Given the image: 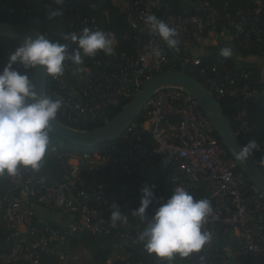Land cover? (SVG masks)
<instances>
[{
    "label": "built area",
    "instance_id": "built-area-1",
    "mask_svg": "<svg viewBox=\"0 0 264 264\" xmlns=\"http://www.w3.org/2000/svg\"><path fill=\"white\" fill-rule=\"evenodd\" d=\"M35 1L49 2L44 14L50 20L58 17L52 16L54 10L67 14L71 30L65 42H73L72 36L83 35L85 28L103 31L97 16L84 9L83 0H64L63 5ZM122 1L120 11L128 23L122 38L134 44L135 52L116 50L118 38L109 30L113 55L83 59L82 64L66 61L63 75L54 78L56 86L45 93L62 98L57 114L84 125L107 124L111 110L123 99L131 100L146 80L167 67L175 69L178 61L217 99H236V111L228 121L243 145L250 140L260 144L252 156L264 159V138L250 120L251 103L264 98V67L257 72L237 68L225 58L205 65L193 52L210 33L230 29L237 49L262 54L264 0L223 9L212 0H191V9L181 13L168 11L165 0ZM153 15L177 30L181 55L176 59L166 54V43L147 23ZM155 48L162 50V58L155 56ZM142 111L145 120L133 121L121 141L103 143V151L61 155L60 181L49 182L20 168L14 176L0 175V264H87L92 256L81 240L85 231L112 234L113 254L128 259L143 230L131 211L139 207L140 189L155 185L153 171L163 167L168 169L172 191L203 186L214 201V214L204 225L212 234L211 242L185 258L186 264H202L201 256L203 264H264V192L247 179L196 99L169 85L158 89ZM146 131L153 145L144 136ZM57 147L50 141L48 149ZM89 171H99V178H88ZM155 194L158 200L149 206L151 216L164 201L157 186ZM113 203L125 211L128 223L112 226Z\"/></svg>",
    "mask_w": 264,
    "mask_h": 264
},
{
    "label": "clouds",
    "instance_id": "clouds-1",
    "mask_svg": "<svg viewBox=\"0 0 264 264\" xmlns=\"http://www.w3.org/2000/svg\"><path fill=\"white\" fill-rule=\"evenodd\" d=\"M55 3L63 5L64 0H55ZM60 14V9H57L52 16ZM147 23L169 48L178 49L180 41L175 28L155 15L148 17ZM72 39L78 40L79 46V50L74 53L68 51L67 45L53 42L45 36L30 37L9 55L8 64L0 71V175L6 172L14 176L20 166L40 170L50 144L52 122L63 106L62 98L53 99L37 92V86L27 70L43 66L47 74L57 78L63 75L66 61L83 63L80 50L87 57L96 56L98 51L107 55L115 52L114 39L103 31L85 28L82 36L77 38L73 35ZM153 51L155 56L162 58L160 48ZM221 55L230 57L232 49L222 48ZM17 63L23 66L24 72L13 67ZM254 150H260V144L256 140H250L236 153V157L246 161ZM259 166L264 167V159L259 161ZM155 188L154 184H145L140 189V206L131 211L133 217L146 221L143 231L138 234V240L144 243L149 254L154 253L169 261L177 254L181 258H187L193 253L201 252L212 239L211 232L204 230V225L214 214L211 201L206 198L197 200L185 188L175 187L173 194L166 202L160 203L154 215L149 218L147 209L158 200ZM128 219L125 211L113 203L110 216L112 226L126 224ZM200 259L203 264L205 258L201 256Z\"/></svg>",
    "mask_w": 264,
    "mask_h": 264
},
{
    "label": "trees",
    "instance_id": "trees-1",
    "mask_svg": "<svg viewBox=\"0 0 264 264\" xmlns=\"http://www.w3.org/2000/svg\"><path fill=\"white\" fill-rule=\"evenodd\" d=\"M84 9L90 14H95L102 26L103 32L112 30L118 38V43L116 50L118 51H130L135 52L134 44L130 41H126L122 38L124 31L126 30L128 23L127 17L120 10L123 5L121 0H83ZM167 4V9L172 12L181 13V3L182 0H165ZM248 2V0H212V3L219 9H223L226 5L233 8L238 6H243ZM96 7L94 9V6ZM49 2L40 4L35 0H0V20L7 21L9 23L26 26L35 30L48 38L53 42H59L65 44L68 47L70 53H74L79 50L78 40L71 43L64 41V36L68 34L71 30L70 22L68 21L67 14L58 15L57 19H48L44 12L49 8ZM162 14V12L160 13ZM82 36V35H80ZM79 36V37H80ZM77 37V38H79ZM25 43L24 40L18 38H11L6 36H0V71H3L4 67L9 62V55H11L18 47ZM81 55L84 60H91L94 58L102 57L104 52L98 51L96 56L87 57L83 56L82 50ZM239 54L243 57L255 56L252 52H247L242 49H237ZM166 54L176 59L181 55V49L169 48L166 44L165 47ZM260 61H241L236 62V59L231 55L230 57H224L220 52L213 51L210 54L201 56L202 63L207 65H212L219 58H225L229 64L237 68L258 71L261 67H264V52L257 56ZM176 62L175 69H181V65L178 61ZM14 68L24 72L25 69L19 63L13 65ZM66 69V66H65ZM170 69V67L165 68V70ZM30 78L34 80L35 69L27 70ZM187 72L189 68L187 66ZM56 86L54 77L48 74L47 85L45 93L48 90ZM222 111L226 116L234 113L236 111V99L232 97H223L217 99ZM129 99H123L120 105L110 112V118L112 119L116 116L120 110L129 102ZM60 122L74 129L88 130L92 128L99 127L100 125H84L82 122H73L65 117L57 114V118ZM145 120L143 111L134 120L138 124ZM250 120L261 130L262 137L264 138V98L260 101L252 102L250 109ZM148 143L153 145L151 142V135L149 132L143 133ZM50 141L57 144L56 150L47 149L46 155L41 162V168L39 171L33 170L31 167L20 166L19 168L25 170L28 174L33 175L37 178H46L49 182L60 181L62 179L63 167L61 163V155H84L86 153H96L103 151L104 144L96 147H80L73 145L61 138L49 133ZM127 136V132L124 133L119 138L115 139L114 142H119ZM256 163L259 165V161L262 159L260 155L253 156ZM264 171V167H261ZM168 169L167 168H157L153 171V175L157 176V181L155 185L160 189V192L164 198L163 202L173 194L172 182L167 179ZM88 178H99V171H89L86 173ZM248 179V178H247ZM195 199H208L214 208V201L210 196V193L202 186L199 188L187 189ZM140 206V204H139ZM147 215L150 218L151 213L149 208L147 209ZM140 220L139 217H134ZM143 228L146 226V221H141ZM143 231V230H142ZM112 234L109 236H97L96 234L85 231L81 235V240L87 250L91 253L92 264H130V262L141 261L142 264H186L185 258H181L178 254L169 261L166 258H159L156 254H149L144 246V243L139 241V244L133 247V255L128 259H115L112 263L109 262L111 255L113 254V243Z\"/></svg>",
    "mask_w": 264,
    "mask_h": 264
},
{
    "label": "water",
    "instance_id": "water-1",
    "mask_svg": "<svg viewBox=\"0 0 264 264\" xmlns=\"http://www.w3.org/2000/svg\"><path fill=\"white\" fill-rule=\"evenodd\" d=\"M38 35L42 34L29 27L0 20V36L26 41V39L35 38ZM73 63L69 61L70 65ZM47 78L48 74L43 66L35 69L33 82L37 86L36 91L41 95H45ZM169 85L185 89L196 99L199 106L210 119L223 146L237 161L238 166L246 177L264 192L263 169L256 163L253 156H250L246 161L237 159L236 153L244 146L243 143L235 134L217 98L210 93L200 80L187 72L184 64H181V69L165 70L146 80L141 90L107 124L88 130H80L66 126L58 119H55L52 122L50 133L80 147H96L103 143L114 141L127 132L132 122L142 112L144 105L154 93L158 89Z\"/></svg>",
    "mask_w": 264,
    "mask_h": 264
},
{
    "label": "crops",
    "instance_id": "crops-1",
    "mask_svg": "<svg viewBox=\"0 0 264 264\" xmlns=\"http://www.w3.org/2000/svg\"><path fill=\"white\" fill-rule=\"evenodd\" d=\"M123 3V1L121 0ZM182 12H187L191 9V0H182L181 3ZM224 47H230L232 49V56L236 59V62L239 63L241 61H260V58L257 56H251V57H243L239 52L237 51V48L234 45L233 37H232V31L230 29H225L220 32H214L210 33L208 36L203 38L197 47L194 48L193 52L196 55L203 56L206 54H210L213 51L220 52L221 49ZM37 210L40 211V213L44 214V210L41 207H37ZM57 215H54V218H57Z\"/></svg>",
    "mask_w": 264,
    "mask_h": 264
},
{
    "label": "rangeland",
    "instance_id": "rangeland-1",
    "mask_svg": "<svg viewBox=\"0 0 264 264\" xmlns=\"http://www.w3.org/2000/svg\"><path fill=\"white\" fill-rule=\"evenodd\" d=\"M123 256H125V255H124V254H119V253H117V254H113V255H111V257H110L109 262L112 263L113 260H115V259H117V258H123ZM87 264H92V263H91V261L89 260V261L87 262Z\"/></svg>",
    "mask_w": 264,
    "mask_h": 264
}]
</instances>
